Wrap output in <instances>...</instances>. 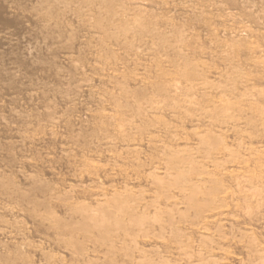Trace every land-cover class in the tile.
Returning a JSON list of instances; mask_svg holds the SVG:
<instances>
[{
    "label": "clouds",
    "instance_id": "clouds-1",
    "mask_svg": "<svg viewBox=\"0 0 264 264\" xmlns=\"http://www.w3.org/2000/svg\"><path fill=\"white\" fill-rule=\"evenodd\" d=\"M0 264H264V0H0Z\"/></svg>",
    "mask_w": 264,
    "mask_h": 264
}]
</instances>
